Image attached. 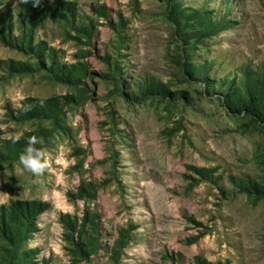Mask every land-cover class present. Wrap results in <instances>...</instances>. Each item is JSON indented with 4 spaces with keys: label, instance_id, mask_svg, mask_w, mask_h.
I'll return each instance as SVG.
<instances>
[{
    "label": "rangeland",
    "instance_id": "obj_1",
    "mask_svg": "<svg viewBox=\"0 0 264 264\" xmlns=\"http://www.w3.org/2000/svg\"><path fill=\"white\" fill-rule=\"evenodd\" d=\"M263 66L264 0H0V264H264V132L219 100Z\"/></svg>",
    "mask_w": 264,
    "mask_h": 264
},
{
    "label": "trees",
    "instance_id": "obj_2",
    "mask_svg": "<svg viewBox=\"0 0 264 264\" xmlns=\"http://www.w3.org/2000/svg\"><path fill=\"white\" fill-rule=\"evenodd\" d=\"M170 18L175 22L178 28H182L188 20L181 15V5L176 3L171 6L168 11ZM189 15L193 19H198L196 14ZM218 23V22H216ZM214 23L213 25H216ZM215 27L218 26H208ZM203 66H190L189 77H194L195 73L199 72L200 81L208 82V78L203 73H200ZM241 78L238 84H229L227 89L219 96V100L228 111L233 114L241 115L247 120L246 124L252 128L264 132V66L256 70L241 69ZM140 95H145L148 91L159 90L160 87L154 82L146 83L144 86H138ZM135 96V95H133ZM235 187L240 191L248 193L252 199L264 198V183L257 182L255 179H241L235 183ZM9 214V216H11Z\"/></svg>",
    "mask_w": 264,
    "mask_h": 264
},
{
    "label": "clouds",
    "instance_id": "obj_3",
    "mask_svg": "<svg viewBox=\"0 0 264 264\" xmlns=\"http://www.w3.org/2000/svg\"><path fill=\"white\" fill-rule=\"evenodd\" d=\"M33 2L37 3L38 0H33ZM27 107L25 106V110H27ZM22 135V132H18L5 138L15 144L21 139ZM38 143H40V140L36 136L29 137L23 151L18 154V160L20 165H22V170L31 173L33 176L43 174L49 167V160L45 157L44 152L36 147ZM65 166L67 167V164ZM0 203H7V201H0Z\"/></svg>",
    "mask_w": 264,
    "mask_h": 264
}]
</instances>
